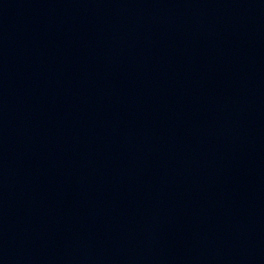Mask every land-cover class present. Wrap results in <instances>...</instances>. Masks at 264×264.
<instances>
[{
    "label": "water",
    "instance_id": "95a60500",
    "mask_svg": "<svg viewBox=\"0 0 264 264\" xmlns=\"http://www.w3.org/2000/svg\"><path fill=\"white\" fill-rule=\"evenodd\" d=\"M0 264H264V0H0Z\"/></svg>",
    "mask_w": 264,
    "mask_h": 264
}]
</instances>
